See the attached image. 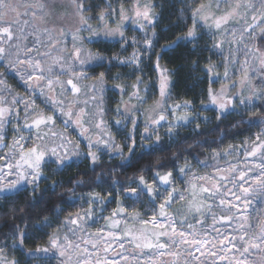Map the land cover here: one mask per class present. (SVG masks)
I'll return each mask as SVG.
<instances>
[{
    "label": "trees",
    "instance_id": "1",
    "mask_svg": "<svg viewBox=\"0 0 264 264\" xmlns=\"http://www.w3.org/2000/svg\"><path fill=\"white\" fill-rule=\"evenodd\" d=\"M82 2L87 9L83 15L90 17L88 25L92 31L100 32L101 36L87 39L91 33L88 30L77 31L80 25L72 33L84 38L79 42L86 53L91 52L104 58L103 61H93L83 66L82 71L87 74V79L82 81H97L103 73L104 91L97 101L99 121L104 122L102 130L121 147L124 156L130 158L110 155L109 150L105 148L95 150L93 147L91 151L96 152L98 156L94 164L87 156L89 149L86 146L87 152L83 157L67 159L62 165L56 163V157H47L40 167L42 175L35 186L24 185L0 194V249H2L0 259L5 264L12 261H15V264H66L57 249L48 253L36 252V249L49 247L53 234H58L60 241L64 240L65 235L69 236L72 232L70 229L73 230L75 227L70 223L67 227L63 225V221L69 216L75 217L79 214L87 218L86 214L91 208L90 217H93L124 204L142 215L144 204L150 203L148 197L143 194L139 197L125 195L127 189L137 186L141 175L148 182L156 171L161 174L171 171L174 175L186 164L194 166L203 160H217L224 164L230 159L237 158L240 151L248 145L264 141V123L260 122L261 114L264 112L261 100H255L251 107L241 106L238 97L231 95L230 97H235L236 109L220 115L217 106L211 104L208 98L209 87L217 92L225 84L231 83L241 72L239 66L242 58L254 54V51L248 53L245 50V46L254 50L251 31L245 33L243 42H240V34L254 21L253 16H264V6L259 4V0H248L255 4V8L241 7L239 16L227 26H222L220 30L215 29L214 21L210 19L208 24L213 25L211 29L199 24L196 27L198 37L196 40H181L172 47L164 46L171 44L176 37L184 36L192 27V10L197 6L200 4L206 6L201 15L211 14L215 17L235 7L238 0H82ZM218 2L219 8L216 7ZM137 3L141 10L147 3L155 5L152 11L158 18L154 27L149 26L142 30L134 19H121V9L125 15L134 17ZM209 4L210 8L207 7ZM55 6L58 7V4ZM104 12L108 15L101 20L100 16ZM260 23L264 27L261 19ZM118 26H122L124 39H121L119 34L106 38L103 36L105 28L115 29ZM153 31L156 35L149 51L143 45L145 39L152 37ZM133 38L136 40L135 44L132 43ZM218 42H222L221 48L214 47ZM134 51H138L142 56L139 67L120 63L121 60L129 58ZM158 55L159 65L167 69L169 81L168 95L163 101L164 108L189 102L190 107L182 108L191 119L185 125L173 128L171 135L168 128L164 125L159 126L152 132L150 140L142 141L141 132L144 126L141 120H138L134 127L132 119L125 120L124 116L118 115L115 110L118 105L123 107L121 103L123 101L143 111L160 99L161 74L156 69ZM226 69L227 79L224 78ZM0 72H3L2 66ZM137 77L142 79L139 88L140 96L145 97L143 103L135 98L129 100L135 91L133 85ZM0 79H3L5 85L11 89V95L6 97L9 102L13 95L20 96L24 101L36 102L37 105L34 104L36 113L45 116L53 114L52 108L44 104V96L40 95L39 91L33 93L26 90L25 83L15 74L8 73L0 76ZM115 85H120L126 90L121 92L114 87ZM66 97L70 99L73 94L67 92ZM18 107V121L15 113L7 118L10 122L6 123L4 128V145L9 144L10 139L15 140L17 131L13 129H21L22 122L25 123L23 103ZM33 115L35 113L29 117ZM249 117H254L255 122L248 123ZM116 120H121L122 123L117 126ZM157 135L160 138L159 142L153 143ZM129 137L135 140V149L131 154L125 145V143H128L129 147L132 145L133 139ZM142 143L151 144V149L142 148ZM95 196L99 199L93 201L92 198ZM45 218L50 226L43 225ZM38 223L40 227H36ZM21 232L26 233L22 244Z\"/></svg>",
    "mask_w": 264,
    "mask_h": 264
},
{
    "label": "snow or ice",
    "instance_id": "2",
    "mask_svg": "<svg viewBox=\"0 0 264 264\" xmlns=\"http://www.w3.org/2000/svg\"><path fill=\"white\" fill-rule=\"evenodd\" d=\"M72 6L75 10L76 15L79 17L80 20V28L77 31H84L88 30L91 35L87 37V39L91 40L93 37H100V32L92 31L91 26L88 25L87 21L90 17H86L83 15L87 9L85 8L82 0H71ZM261 6H264V0H259ZM155 5L152 3H147L144 5L143 10L139 3L135 6V14L134 17H129L124 14L123 9H121V19L128 20L134 19L138 22L139 27L143 30L146 27H154L155 22L158 18L157 14L152 11ZM205 5L200 4L195 9L192 10V27L189 28L187 33L184 36L176 37L171 44L165 45L164 47H172L176 43L180 42L181 40H196L197 33L196 27L199 24L206 25L210 29L213 27L212 24H208V21L211 19L214 21V27L216 30H220L222 26H227L230 21L236 19L239 16V10L241 7L247 9H254L255 4L248 2V0H238L235 7H233L230 11L225 12V14L213 17L211 14L208 15H201L202 12L205 10ZM207 7H211L209 4ZM219 8V2L216 5ZM8 9L9 11H15V8L12 7L10 3L5 2V0H0V9ZM36 8L42 13L41 19L44 16H47L48 13L45 11L46 4L43 2H39L36 4ZM8 13L5 11H0V66L3 67V72H0V76H3L8 73H13L18 76L26 85V90L32 91L36 93L39 91V94L44 96L45 101H47L48 105L53 109L52 115L45 116L42 113H36V109L34 106V100L31 101H24L23 97L13 95L11 101L7 100V96L11 95V89L5 85V81L0 79V147H4L3 141L5 140L4 128L6 123L10 122L7 120L6 117L11 116L13 113L19 116V105L23 103L24 107L23 110L25 112L26 121L27 118L35 113L31 122H25L23 125V129L31 130L35 128L36 131V140L37 141H44L47 133L41 134L39 129L43 127H48L55 123V120L59 117H63L62 120L65 128V133L60 135V144L56 147L49 148L46 144H34V146L27 151H24L23 145L21 144V140L25 139L24 137H20L14 140L13 145L11 146V151L14 154V150L16 147H20L19 152V159H16L15 164L7 163L9 160V154H5L4 156H0V161H5V165L0 167V194L5 192H11L16 190L18 185L22 182L36 185L37 181L39 180L40 176L42 175L39 171L40 164L44 160L45 156L49 153L52 156H57L58 149L62 148L64 150L62 156H57L56 163L58 165H62L65 160L69 159L71 156H79L81 155L79 151L78 145L75 146L74 150L71 149L69 146L73 144V141L67 138V130L69 126L78 127L79 133L81 136H85L86 133L90 131V128L84 127L85 123V116L87 115L85 108H79V111H76V106L78 105V101L72 99L67 103V111H65L66 103L64 99H59L57 97L64 96L65 93L71 92L73 96H77L81 93V87L78 83L74 81H79L81 79H87V74L83 71L76 72V68L80 67L83 68L84 65L89 64L93 61H103V57L99 55H93L91 52H87L82 46H77L78 41H82L84 38L78 37L73 35V48L71 51L66 52L65 55L57 56L52 58V52L59 48L58 40L55 36H53L52 32L48 29H44L43 33L47 37L43 43L47 46V50L41 52L38 47H27V45L21 44V39L25 36V29L31 27L30 20L24 19L21 20L20 17L27 16L28 12L25 11L24 13H16L17 18L13 21H5L4 17ZM33 16L36 15L34 11L32 13ZM108 15L107 12L101 14L100 19L103 20L104 16ZM257 17L253 16V20H256ZM261 22L264 23V16H261ZM6 25V26H4ZM254 25L249 24L240 34V42H243L245 33H249L250 31H254ZM122 26H118L115 29L105 28L103 32V36L106 37H113L119 34L121 39H124L123 31L121 30ZM14 29H18L19 35L14 32ZM61 35H65L63 29H61ZM147 36V32H145ZM156 33L153 31L152 37H149L144 40V46L150 51L153 46V38L155 37ZM233 35V43L236 42L235 37V29L232 32ZM261 39H264V29H261ZM15 41V43H13ZM42 41L37 33V40L36 44H41ZM132 43H136L135 38H133ZM123 47V45H122ZM216 48L222 47V42H218L214 45ZM245 50L248 53L253 51L259 52V48L253 50L247 48L245 46ZM59 51L62 53L65 52V49L59 48ZM35 53V55H33ZM115 59V57L113 58ZM142 60V56L138 51H134L132 56L127 58L126 60H121V64H134L136 67H139V63ZM260 65L261 68L264 69V58H260ZM249 61L246 60L245 64H248ZM59 70L60 75H69V79L66 81L61 80L59 76H56L54 79L50 78L53 76V73ZM156 69L161 74L160 75V83H159V91H160V101L157 102L156 108L159 109L160 115L156 119H150L146 121V126L144 132L141 133V139L150 140L152 133L150 132V128L155 131L156 128L160 125L161 121H165L167 119L166 115L164 114V104L163 101L167 98V87H168V77L166 75L167 69H163L159 65V55L157 57L156 62ZM249 70H245L244 79L241 81V84H250L251 81L248 75ZM228 71L226 69L224 73V78L227 79ZM211 80V77H210ZM45 82L48 91L53 92V97H48L45 93ZM214 82V81H213ZM142 83V79L137 77L136 83L133 85L135 91L132 93V96L129 97V100L132 98L137 99L140 103L144 102L145 97L140 96V88L139 85ZM54 85H59L60 90L56 92ZM236 83L232 82L227 86H222L219 92L214 91L211 87L208 89V98L209 102L213 105H216L220 115H223L227 111H233L236 109V105L234 103L235 97H225V92L228 88L235 87ZM115 88L119 89L121 92L125 91L126 89L120 85H115ZM91 92H100L104 91V79L103 73H101L100 77L97 81L90 87L89 89ZM147 91V87L144 89ZM243 91V88L241 89ZM93 100L96 99L94 96ZM261 100L262 107H264V89H254L252 94L247 98L241 97L239 103L241 106H249L251 107L254 104L255 100ZM85 103H88L85 101ZM123 107L117 106L116 112L118 115L124 116L125 120L132 119L133 126L137 125L139 117L136 115H132L133 113H139V108L135 105H128L127 103L121 102ZM8 105L5 107L4 105ZM187 108L190 107L189 102H185L184 104H176L171 106V111L173 114L175 111L179 110L180 108ZM102 113V110H101ZM75 117V119H73ZM218 119L220 116L218 115ZM174 120L176 122L180 121H188L189 116L187 114L183 116L176 117L174 115ZM244 121H241L243 123ZM248 123L255 122L254 117H249ZM260 122L264 123V112H262L260 117ZM122 123L121 120H116L115 124L119 126ZM104 122L101 121L99 124L96 125L97 128H100ZM106 127V125H104ZM175 124H171L169 127V134H172V129L175 127ZM21 129H13V131H19ZM52 136H56L57 133H51ZM87 138V147L89 149L87 156L91 158L92 162H95L98 159L97 153L91 151L93 147H98L99 145H103V147L109 150L110 155H120L124 159H129L130 157H125L124 153L119 145H117L114 139L109 135L108 139L98 138L94 143L91 137ZM133 139L132 145L129 147V154H131L135 149V140ZM159 135L156 136V141L153 143L159 142ZM259 140V137H257ZM142 148L151 149V144H144L141 145ZM260 148H264V141H261L257 144L256 147L252 149L251 152L246 154L247 157H253L257 150ZM227 154V153H226ZM218 155V154H214ZM205 163V162H199ZM189 165H185L184 167L180 168V172L182 174H186L189 171ZM259 168V174H256L252 168H248L247 172L240 171L239 177H235V173L238 170V166L233 164L230 169L227 171L230 173L229 176H221L219 177L220 180L229 181L233 184V188L239 186V194H237L232 189H229L227 192V196L230 197L229 199H220L219 204L220 206H227L226 211L231 212L233 209L239 214V218L244 221L243 223L238 224L237 228L234 231H239L242 233L239 236L232 235L229 233L228 235H223L221 233H217L221 236L218 241V246L221 251H239L236 242L240 241L244 243L243 252L248 253L251 249H260L261 245L264 244V227L260 228L259 234L252 236L251 238L248 236L247 229L251 227L250 224H247V217L242 215L243 212L248 211L251 206L253 200L259 198L264 200V163L257 166ZM4 168L7 169V172L4 171ZM7 175H15L16 179L8 180L4 182ZM173 173L171 171L165 172L161 174L159 171L153 173V182L148 183L144 176H140L137 181V186L135 188H129L125 191V195L139 197L141 194L146 195L150 203L155 204L156 199H159L163 196V191L167 192V196H163L162 202L158 206V212L154 210V214L151 220H141L140 223L142 225H148L149 223L152 224V229L149 230L146 227L141 229L139 235H134L131 231H125L122 236L115 235L112 232L107 233V237L110 238L112 241L117 242L118 247L121 249V253H118L120 260H127V256L122 255V251L125 247L124 243H119L121 240L128 238L131 243L134 244L135 248L138 249H151L155 251L157 258L162 257L164 255H171V256H179L180 252H169L168 248L169 245L175 246L177 249L181 251H187L188 256L191 259H198L194 255V253H200L201 257H204L201 260V264H208V256L213 257L212 264H217L215 258L219 256V252L215 251L217 247V243L214 240H209L207 231L204 232L203 237H201L200 233L196 231H184L179 230L176 227V221L173 215H170L166 212V208L170 207L171 203L174 201L177 190L172 188L168 190L169 185L172 184ZM201 179H206V177H202ZM80 183V182H78ZM193 190H195L196 185L192 184ZM215 192L207 187H203L200 189L201 193H208L209 195H224L221 192L219 185H214ZM163 189V191H161ZM35 191V187L33 189ZM195 195V192H193ZM251 197V199L249 198ZM99 197L95 196L92 198L93 201L98 200ZM181 200H184V196H180ZM233 199L235 203H233ZM103 203V201H101ZM201 206H195L190 203L189 204V212L190 213H200L202 211ZM207 207L211 209L213 207L212 204H208ZM92 209H89V212L86 214L88 217L91 216ZM124 208H118L112 213V216L115 217L119 214L124 213ZM159 217V220H158ZM86 217L77 214L75 217L69 216L63 221V225L65 227L68 226L70 223L73 226H79V223L83 221ZM107 219V218H106ZM133 219H139V213L136 214ZM193 219L195 216L193 215ZM236 219V217L229 215V216H221L220 220L222 222H228L229 224ZM180 224L183 225L187 223V216L182 218ZM196 225H203L204 220H196ZM119 224V221L113 220L112 227H116ZM247 224V227H246ZM44 226H50L47 218L43 220ZM41 225L38 223L36 227H40ZM189 229L193 228V225H188ZM170 229V231H169ZM70 231H73L70 229ZM26 233H20V243H23V238ZM15 238V233H13ZM167 238L169 243H162L161 239ZM85 244L91 243L93 248L98 247V242L96 241H84ZM72 247L79 248L80 244L73 245L71 241H69L68 236L65 235L64 243L60 242V238L58 234H53L50 239V246L45 248H37L36 252H53V250L59 249V255L63 257L65 255L66 249H71ZM113 245L110 243L105 242V247L103 248V252L106 255L110 250H112ZM203 249V251H202ZM84 253L91 256V253L88 252L87 247L84 248ZM2 252V249H0ZM226 258V257H224ZM151 264V258H149ZM0 264H5V262L0 259ZM10 264H15V261L10 262ZM86 264H90L86 262ZM97 264H118L116 259L111 260L110 262H101L97 260ZM237 264H242V262H237Z\"/></svg>",
    "mask_w": 264,
    "mask_h": 264
},
{
    "label": "rangeland",
    "instance_id": "3",
    "mask_svg": "<svg viewBox=\"0 0 264 264\" xmlns=\"http://www.w3.org/2000/svg\"><path fill=\"white\" fill-rule=\"evenodd\" d=\"M255 1V0H252ZM6 4L10 3L15 11H9L8 9H0V11H5L8 14L4 17L5 21H13L17 18L16 13H24L28 12L27 16H21L20 19H28L30 20L31 27L25 29V36L21 39V44L27 45V47H38L41 52L47 50V46L43 43L47 37L44 35L43 30L48 29L52 32L53 36H55L58 40L59 48L65 49V52L62 53L57 50L52 52V58L57 56L65 55L66 52L71 51L73 48V33L77 30L80 25L79 17L76 15L75 10L72 6L71 0H39V2H43L46 4L45 11L48 13L47 16H44L41 19L42 13L36 8V4L38 0H5ZM58 4V7L55 6ZM260 4V3H259ZM60 7V8H59ZM231 10V9H230ZM229 10V11H230ZM36 12V15L33 16L32 13ZM227 12V11H225ZM217 15L215 17L221 16L223 14ZM257 19L251 22L250 24L254 25V31H251L253 34V47L254 50L259 48V52H255L253 55L248 54L242 58L239 69L241 70L239 76L236 79L232 80V82L236 83L235 87L228 88L225 92V97H230L231 95H235L240 100L241 97L247 98L252 94L254 89H262L264 87V69L261 68L260 58H264V39L260 38L261 29H264L260 23L259 15H256ZM6 26V25H4ZM61 29H63L65 35H61ZM74 30V31H73ZM17 35H19L18 29H14ZM73 32V33H72ZM37 33L42 41L41 44L37 45ZM15 43V41H13ZM77 46H80V42H77ZM144 46V45H143ZM35 55V53H33ZM132 56V55H131ZM130 56V57H131ZM248 60L249 63L245 64V61ZM248 69L249 79L251 81L250 84H241V81L244 79L245 70ZM76 72H81L82 68L77 67ZM59 76L61 80L66 81L69 79V75H60L59 70L53 73V76L50 78H55ZM18 77V76H17ZM19 78V77H18ZM74 81L78 83L81 87V93L77 96H73L70 99H67L66 93L64 96L57 97L59 99H64L66 102L65 111H67V103L68 101L75 99L78 101V105L76 106V111H79V108H85L87 115L85 116L84 127L90 128V131L85 134V136H81L79 133L78 127L69 126L67 130V138L73 141V144L69 147L74 150L75 146L78 145L79 151L81 155L79 156H71L69 159L83 157L85 155L86 146H87V138L91 137L93 142L95 143L98 138L108 139L109 134L102 130L103 125L100 128H97L96 125L100 123L99 115L97 110V101L100 97V92H91L89 89L96 81ZM227 83L224 86H227ZM56 92H59V85H54ZM243 88V91L241 89ZM221 89V88H220ZM219 89V90H220ZM219 90L217 92H219ZM45 92L48 94L50 98L53 97V92L48 91L45 82ZM96 97L93 100V97ZM161 99V98H160ZM160 99L158 101H160ZM87 101L88 103H85ZM154 102L148 109L139 111V113H134V115L138 116L141 120V124H143L144 129L146 126V121L150 119H156L160 115L159 109L156 108L157 102ZM34 104L36 102L34 101ZM46 106L50 108L47 101L44 102ZM7 107L6 105H4ZM53 110V109H52ZM53 113V112H52ZM164 114L167 119L165 121H161L159 126H165L169 129L171 124L185 125L190 119L191 116L185 112V109L180 108L179 110L173 112L171 111V106L164 108ZM187 114L189 116L188 121H180L176 122L174 120V115L176 117L183 116ZM34 116V115H33ZM33 116L27 118L25 122L30 123ZM9 117V116H8ZM6 117V119L8 118ZM64 118L59 117L55 120V123L49 125L48 127H41L39 129L40 133L43 135L47 133L44 141L36 140V129L33 128L31 130L23 129L24 122H22L21 130L17 131L14 139H18L20 137H24L25 139L21 140V144L23 145L24 151L32 148L34 144H46L49 148L56 147L60 144V135L65 133L64 124L62 122ZM75 119V117H73ZM158 126V127H159ZM18 127L20 125L18 124ZM173 127V128H175ZM20 129V128H18ZM144 129L141 133L144 132ZM157 129V128H156ZM57 133L56 136H52L51 133ZM150 132L153 130L150 128ZM13 139L9 140V144L4 147H0V156H4L5 154H9V160L7 163L15 164L16 159H19L20 147H16L14 150V154L11 151V146L13 145ZM258 143H253L252 145H248L243 148L238 157L235 159H230L224 164H220L217 160H203L199 162L205 163H196L194 166L189 165V171L186 174H182L181 172H175L172 178V184L167 186L168 190L175 188L177 190V195L174 201L171 203L170 207L166 208V212L170 215H173L176 221V227L179 230L184 231H196L200 233L201 237L205 231L208 233L209 240H214L217 243L215 251L219 252V256L215 258L217 264H237V262H242V264H264V244L261 245L260 249H251L248 253L243 252L244 243L237 241V247L239 251H221L218 246V241L221 238L217 233H221L223 235H228L231 233L232 235L239 236L242 233L239 231H234L238 224L243 223L239 218V214L233 209L231 212L226 211V205L220 206V199H229L227 196V192L229 189H232L237 194H239V186L233 188V184L229 181L220 180L221 176H229L230 173L227 171L231 168L233 164L238 166V170L235 173V177H239L240 171L247 172L248 168H252L256 174H259L258 165L264 163V148H260L257 150L256 154L253 157H247L246 154L251 152L254 147L257 146ZM126 147L129 148L128 143H125ZM95 150L99 148H104L103 145H99L98 147H94ZM64 150L62 148L58 149L57 156H62ZM57 156H53L56 157ZM47 157H52L49 153L45 156L44 160ZM44 160L41 162L43 164ZM5 161H0V167L5 165ZM199 167V168H198ZM40 170V168H39ZM4 171L7 172V169L4 168ZM202 177H206V179H201ZM16 179L15 175H7L4 182L8 180ZM153 178L148 181V183H152ZM192 184L196 185L195 190L192 188ZM31 185L27 183H21L17 188ZM214 185H219L220 190L224 195H209L208 193H201L200 189L203 187H207L215 192ZM163 191V189H161ZM195 192V195H193ZM184 196V200L180 199V196ZM163 196H167V192L163 191ZM163 196L159 199H156L155 204L145 203L144 204V214L139 215V219H133L137 213L131 209L130 206L120 205L116 206L112 209H108L105 212L99 213L93 217H87L83 221L79 223V226H75L73 231L68 236L69 241L73 245L80 244L79 248L72 247L71 249L65 250V255L63 256V261L66 264H86V262L90 261V264H97V260L101 262H110L113 259L118 261V264H150L149 258H151V264H201V260L204 257L200 256V253H194L198 259H191L188 256L187 251H181L177 249L173 245H169V252H180L179 256H171L164 255L162 257L157 258L155 251L151 249H138L135 248L134 244L130 242L128 238L121 240L119 243H124L125 247L122 251L123 256H127V260H120L118 253H121V249L118 247L117 242L112 241L107 237V233L112 232L115 235H119L123 237L125 231H131L134 235H139L141 229L147 228L149 230L152 229V224L142 225L140 223L141 220H151L154 210L158 212V206L162 202ZM251 199V197H249ZM195 206H203L202 211L200 213H190L189 212V204ZM233 203H235L233 199ZM208 204H212L213 207L209 209L207 207ZM124 208L125 212L119 214L115 217L112 216V213L118 208ZM172 207V208H171ZM193 215L195 219H193ZM232 215L236 217L230 224L228 222H222L220 220L221 216H229ZM244 217H247V224H250L251 227L247 229L248 236L251 238L252 236L258 235L260 228L264 227V200L255 199L252 202V206L248 211L242 213ZM187 216V223L181 225L180 220ZM107 218V219H106ZM119 221V224L116 227H112V221ZM159 220V217H158ZM196 220H204L203 225H196ZM193 225L192 229L188 228V225ZM246 224V227H247ZM170 231V229H169ZM96 241L98 242V247L93 248L91 243L85 244L84 241ZM62 244L64 240L60 241ZM105 242L113 245L112 250H110L106 255L103 252V248L105 247ZM162 243H169L167 238L161 239ZM87 247L88 252L91 253V256L84 253V248ZM60 251L59 249H57ZM203 251V249H202ZM226 257V258H224ZM208 264H212L213 257L208 256Z\"/></svg>",
    "mask_w": 264,
    "mask_h": 264
}]
</instances>
